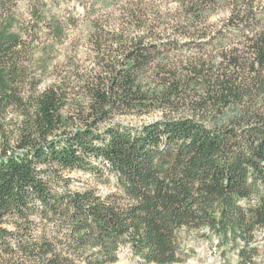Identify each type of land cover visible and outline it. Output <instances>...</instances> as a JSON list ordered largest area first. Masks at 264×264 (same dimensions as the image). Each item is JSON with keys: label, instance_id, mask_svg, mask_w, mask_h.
I'll return each instance as SVG.
<instances>
[{"label": "trees", "instance_id": "1", "mask_svg": "<svg viewBox=\"0 0 264 264\" xmlns=\"http://www.w3.org/2000/svg\"><path fill=\"white\" fill-rule=\"evenodd\" d=\"M57 1L0 0V116L26 114L0 154V264H114L124 249L129 264H185L214 239L237 250L236 264H256L264 0H125L95 18V3L59 17ZM85 23L74 70L57 78L81 82L89 101L65 129L68 94L41 83ZM75 170L115 189H72Z\"/></svg>", "mask_w": 264, "mask_h": 264}, {"label": "rangeland", "instance_id": "2", "mask_svg": "<svg viewBox=\"0 0 264 264\" xmlns=\"http://www.w3.org/2000/svg\"><path fill=\"white\" fill-rule=\"evenodd\" d=\"M124 1L125 0H122L120 4H111V6H109V2H103L102 0H99L98 3L94 2V0H58L57 2L51 4V6L49 5V7L51 8V12L58 14L59 17L73 15L83 18L87 11L84 5L86 4L87 6H90L88 4L95 3L96 12L91 14L92 18H95L104 15V13L106 14L112 11L118 15L121 11L120 5H122ZM176 6L177 4L173 2L170 3L166 8H169L172 11ZM226 14L227 13L225 10L219 11L216 15H213L212 19L216 20L217 18H222L223 16L225 17ZM89 29L90 25L88 23L81 25L79 28L73 30L71 41L65 45L58 46L56 59L54 60L53 65L49 68L50 71L46 81L41 83L42 88H45L51 84L59 85L58 92L61 95L62 92L68 94L69 98L66 102L67 105L63 109V115L66 116L67 121L70 124H66L65 129L73 127L75 124H77V121H79V115L82 113L83 107L87 106L89 100L86 96V92L80 86L81 82L72 80L71 82L62 83V78L59 80L57 76H62V71L64 74L65 71L68 70V68L65 67L67 65V60L70 59L72 54H74L72 51L74 50L73 45H78L81 47L80 44L86 41ZM74 68L68 71H73ZM158 116L159 113L145 115L143 117L135 115L119 116L115 120H120L125 124L131 123L133 125H140L144 122L155 120ZM25 124L26 114L20 108L11 107L0 116V154L3 151L10 150L12 147L16 146L17 140L23 132ZM68 176L71 179L70 187L72 189H94L100 194H107L115 189L111 184H105L96 180V178H94L90 172L75 170L72 173H69ZM255 244H258L261 247V253L260 255H257L256 264H264V231L260 233L258 242ZM191 245L196 246L194 243ZM196 251V255L191 257L185 264H236V259L238 257L237 250H233V248L230 246H224L223 249L218 244L216 239H214L212 242L208 240L200 241L196 246ZM120 258L121 259L114 264H129L128 253L126 249L120 253ZM228 260H231V262H228Z\"/></svg>", "mask_w": 264, "mask_h": 264}]
</instances>
